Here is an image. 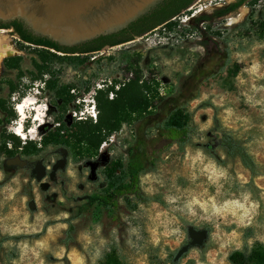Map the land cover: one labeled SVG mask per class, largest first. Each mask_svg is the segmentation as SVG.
Instances as JSON below:
<instances>
[{"label":"rangeland","instance_id":"374dc122","mask_svg":"<svg viewBox=\"0 0 264 264\" xmlns=\"http://www.w3.org/2000/svg\"><path fill=\"white\" fill-rule=\"evenodd\" d=\"M224 1L231 0H198L190 7L194 19L211 17L200 28L195 20H174L90 54L82 70L69 64L68 54L3 28L0 36L17 52L0 62V117L11 118L0 125V264H98L112 250L127 264H174L186 245L176 264H232L233 251L264 242V0L213 17L215 5ZM138 76L159 83L165 106L142 121L123 123L97 155L82 158L69 145H50L30 155L18 152L23 167L7 164L13 157L5 148L14 149V141L39 142L41 127H56L59 115L71 128L86 117L96 122L104 113L96 95L101 91L105 100L107 85L117 89ZM51 77L69 92L59 98L46 88L36 95L42 119L35 121L29 108L24 119L26 135L33 132L24 139L10 131L20 118L16 103ZM169 103L192 115L184 146L160 136ZM94 105L95 117L88 116ZM138 139L144 143L141 188L148 201L131 198L115 213L102 208L96 196L106 186L107 168L127 159ZM243 155L252 158L255 173L244 166ZM38 161L47 166L44 180L36 176ZM89 161L99 163L95 179ZM191 227L207 230L202 245H190Z\"/></svg>","mask_w":264,"mask_h":264},{"label":"trees","instance_id":"16d2710c","mask_svg":"<svg viewBox=\"0 0 264 264\" xmlns=\"http://www.w3.org/2000/svg\"><path fill=\"white\" fill-rule=\"evenodd\" d=\"M196 0H163L148 14L143 15L129 24L128 27L119 32L97 37L91 41L76 46H61L49 38L33 34L22 21L19 19L10 22H1L0 27L14 28L26 40L33 44L43 45L54 48L56 51L69 53L68 62L76 69L87 67L90 54L103 49L105 45L121 44L132 41L153 30L172 25L173 17L190 8ZM244 2L241 0L234 6ZM211 19L207 17H197L195 26L200 28L199 24ZM264 23V22H263ZM262 23V24H263ZM264 36V35H262ZM204 44L207 41H203ZM93 61V60H92ZM47 88L53 92L56 97L62 98L64 92H69L65 87L60 86L53 77L46 80ZM83 88L89 91L91 83L85 81ZM107 98L101 99L100 94L96 95L104 113L94 122L90 117L78 119L74 122V127H67L63 115L55 117L56 127L49 124L41 127V138L39 142L28 139L22 145L21 140L14 141V149H6L5 152L14 157L18 152L23 155L36 153L50 145H69L82 158H90L99 153L101 144L113 133L118 132L123 123L133 122L137 119L140 121L148 115L154 113V109H160L166 101L159 92V83L151 80H142L140 76L124 82L116 89V84L107 85ZM115 93L111 99L110 94ZM71 98L65 100L64 106L68 104ZM170 108L167 110L165 118L159 125L160 136L166 140L169 145L178 144L184 146L190 141V122L192 115L190 112L182 109L179 105L169 103ZM165 106V105H164ZM11 118L0 117V125L10 122ZM40 145V146H39ZM144 143L138 139L134 144V149L129 153L127 159L119 158L112 162L111 166L105 172V188L96 196L97 205L105 209H112L114 213L120 208L123 201L131 202V198L138 202H146L149 197L145 195L141 188V174L145 170V161L143 160ZM20 150V151H19ZM245 167L255 173V166L250 156L241 157ZM67 231V238L63 239L67 246L72 236ZM232 264H264V242L256 241L252 246L247 245L243 249L233 251L229 255ZM98 264H127L121 256L114 250L108 252ZM176 264V261L174 262Z\"/></svg>","mask_w":264,"mask_h":264},{"label":"water","instance_id":"95a60500","mask_svg":"<svg viewBox=\"0 0 264 264\" xmlns=\"http://www.w3.org/2000/svg\"><path fill=\"white\" fill-rule=\"evenodd\" d=\"M162 0H0V23L19 19L35 35L57 42L61 46H76L103 35L119 32L133 21L148 14ZM4 27H0L3 29ZM7 29V28H5ZM9 31L13 32L10 28ZM14 33V32H13ZM18 36V35H17ZM9 165H26L19 156L9 158ZM65 160L59 165L63 167ZM91 178L95 179L98 162L89 161ZM38 180L47 176V166L41 161L35 165ZM47 189L49 184L42 183ZM34 203H30L34 207ZM190 245H202L206 229L189 228ZM189 249L181 248L175 256L178 261Z\"/></svg>","mask_w":264,"mask_h":264},{"label":"bare ground","instance_id":"6f19581e","mask_svg":"<svg viewBox=\"0 0 264 264\" xmlns=\"http://www.w3.org/2000/svg\"><path fill=\"white\" fill-rule=\"evenodd\" d=\"M4 31H5L4 29H1L0 30L1 33H4ZM16 52H17V49L14 48L12 46V44L9 42L8 38L4 34H2L0 36V62L2 61V59L5 56L14 54ZM24 98H25L24 101L21 100V101H19V102L16 103V110H17V112L20 115L19 122H18L17 125L11 126L10 129L19 128V130H20V134L19 135L22 138L25 139V138L28 137V134L30 135V132L31 131L33 132V130H30V131L27 130L28 131L27 132L28 134L26 135V133H25L26 131L23 128L24 127V124L23 123H24V119L27 117L28 108L29 109H32V111L34 112V114H32V115H33V119L35 121H40L42 119V115L43 114L41 113L42 108L39 107V104L40 103L37 100L36 94H34V95H26ZM21 104H27L28 107H25L22 111H20V110H18V106L21 105ZM16 135H18V134H16Z\"/></svg>","mask_w":264,"mask_h":264},{"label":"flooded vegetation","instance_id":"af4514ba","mask_svg":"<svg viewBox=\"0 0 264 264\" xmlns=\"http://www.w3.org/2000/svg\"><path fill=\"white\" fill-rule=\"evenodd\" d=\"M198 0H196L195 2H194V4L197 2ZM241 0H231V1H224V2H221V3H219V4H216L215 5V7L213 8L214 9V12H213V17H225L227 14H229V13H233V12H235L237 9H239L241 6H244V5H246V4H249L251 1H253V0H244V2H241V4L240 5H238V6H234L236 3H238V2H240ZM162 2H163V0H162ZM191 9V8H190ZM188 10L187 11V13H191V10ZM196 15H195V13H194V17H195ZM208 16V14L207 13H202L201 15H199V16H197V17H207ZM195 20V22H196V19H194ZM7 29H10V28H7ZM12 30H13V32H14V34H16V35H18V37L21 39V40H23V41H25V42H27V43H30V44H33V42H30V40H26V38H24V36H22L19 32H16L15 31V29L14 28H11ZM128 42H130V41H128ZM126 43V42H125ZM121 44H124V43H121ZM35 45H37V44H35ZM118 45H120V44H115V45H105V46H103V49L105 48V47H110V48H114L115 46H118ZM37 46H42V47H46V46H43V45H37ZM46 48H49V47H46ZM50 49H54V48H50ZM102 49V50H103ZM55 50V49H54ZM102 50H100V51H98V52H101ZM60 52V51H59ZM63 53V52H62ZM64 54H68L69 55V53H64ZM38 85H40V84H35V86L37 87ZM41 85H43L44 86V89H43V93H45L44 92V90H46V88H47V84H46V82L44 83V84H41ZM37 95V94H36ZM24 98V97H23ZM37 100L39 101V99H38V97H37ZM21 101V100H20ZM40 105V104H39ZM24 128V127H23Z\"/></svg>","mask_w":264,"mask_h":264},{"label":"built area","instance_id":"2783aa9c","mask_svg":"<svg viewBox=\"0 0 264 264\" xmlns=\"http://www.w3.org/2000/svg\"><path fill=\"white\" fill-rule=\"evenodd\" d=\"M190 8H188L187 10L183 11L182 13H180L179 15L173 17L171 20H179L183 23H187V22H191V20H194V14L191 16L187 13V11L189 10ZM148 34V33H147ZM145 34V35H147ZM145 35H143L142 37H144ZM94 111H95V106H92V109H91V113H92V116L95 117V114H94Z\"/></svg>","mask_w":264,"mask_h":264},{"label":"clouds","instance_id":"9594fccd","mask_svg":"<svg viewBox=\"0 0 264 264\" xmlns=\"http://www.w3.org/2000/svg\"><path fill=\"white\" fill-rule=\"evenodd\" d=\"M42 89V90H41ZM43 89H44V86L43 85H38L37 86V88H36V94H38V96H41L42 95V93L41 92H43ZM93 93H94V91H93ZM92 93V94H93ZM96 95V94H95ZM94 101V100H93ZM93 101H91L92 103H93ZM91 102H88V103H91ZM90 105V104H89ZM95 106V105H94ZM25 107H28V105L27 104H21V105H19L18 106V110H20V111H22ZM87 112V114H88V116H92V113H91V111H86ZM10 131H14L16 134H20V130H19V128H15V129H10Z\"/></svg>","mask_w":264,"mask_h":264}]
</instances>
